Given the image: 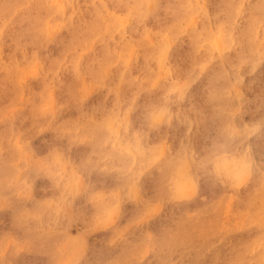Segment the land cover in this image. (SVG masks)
Wrapping results in <instances>:
<instances>
[{
  "label": "rangeland",
  "instance_id": "1",
  "mask_svg": "<svg viewBox=\"0 0 264 264\" xmlns=\"http://www.w3.org/2000/svg\"><path fill=\"white\" fill-rule=\"evenodd\" d=\"M121 1L130 0L0 1L12 16L0 33V264H264V0H235L232 11L222 0H188L175 26L176 0ZM32 5L42 22H32L34 37L20 33L8 58ZM96 13L102 29L71 42L65 21L86 33ZM163 25L173 30L160 33ZM197 31L202 52L177 71ZM159 47L167 54L147 61ZM180 82L173 119L145 123L133 112L121 124L129 144H106L103 128L119 101L142 85L145 100L157 101ZM216 86L221 108L207 102ZM81 120L98 131L94 143ZM177 150L190 185L181 178L174 186L164 167ZM223 160L245 164V177L215 173Z\"/></svg>",
  "mask_w": 264,
  "mask_h": 264
},
{
  "label": "bare ground",
  "instance_id": "2",
  "mask_svg": "<svg viewBox=\"0 0 264 264\" xmlns=\"http://www.w3.org/2000/svg\"><path fill=\"white\" fill-rule=\"evenodd\" d=\"M1 1V0H0ZM5 1H11V0H3V2H5ZM47 1V0H46ZM149 0H130V1H125V2H120L122 5H124V7H126L128 4H130L131 2H134L135 3V5H137L138 3L139 4H142V3H144V2H148ZM218 1H220V0H218ZM12 2L14 3V4H18V7L20 6L19 4H23V5H26L27 4V0H12ZM176 2L178 3L179 2V4H180V6H179V8L177 9V10H175L174 9V7L176 6L175 5V2L171 5V9L170 10H172V15H173V17H174V19H175V22L173 23V26H175L174 24L175 23H178V20H179V18H180V14L182 15V14H184V12H186V10L185 9H187V7L189 8V6H188V0L186 1V2H183L182 0H176ZM235 2V0H222V3H221V5H223V6H225V8L227 9V10H231L232 11V8H233V3ZM45 3V2H44ZM218 3V2H217ZM264 3V2H263ZM41 5H42V3H40ZM187 4V5H186ZM259 4H261L260 2L258 3V5ZM22 5V6H23ZM44 5H46V4H44ZM189 5H191V3H189ZM21 6V7H22ZM238 6V5H237ZM18 7H15V8H18ZM4 8V10H5V5L3 4V3H0V33L2 34V32H3V29H6L7 28V24H5L4 25V23L6 22L5 21V19L7 18V19H9V18H11V17H9L8 16V14L9 13H7L6 11H4V10H2ZM55 8H56V6H55ZM236 9V8H235ZM238 9V8H237ZM19 10V9H18ZM137 10H138V12H142V10H143V8H137ZM174 10V11H173ZM14 11V10H13ZM12 11V12H13ZM17 11V10H16ZM54 11H56V9L54 10ZM53 11V12H54ZM56 12H58V10L56 11ZM59 13V12H58ZM101 13V12H100ZM100 13H96V16H94V15H92L88 20H86L87 22H88V25H87V29H86V33H81L80 32V29H79V26L78 25H76V26H74L73 28H71V27H68L70 24H71V19H65L66 21H65V25H67L66 27H67V29L68 30H70L71 29V31H70V36H69V40L71 41V42H73V41H77V40H80L81 38H83V40L85 41V40H87V39H89V38H92L96 33H98L99 32V30H101L102 28H100L97 32H96V30H97V28H98V25H100L101 23H102V20L103 19H101L100 17H98V16H100ZM253 12H251L250 11V14H252ZM44 14V12H43V10L41 9V8H37V7H35V6H31V9L27 12V18H26V21H27V25L25 26V29L24 30H22V27H21V30H19L18 31V33L16 34V36H15V39H14V41H13V43L11 44V47L8 49L9 51H10V53L8 54V58H13L14 57V55H15V52L16 51H12L11 52V50H12V47L13 46H15V48L17 47V45L20 43V38H21V36H20V33H21V35H23V37H29V38H32V37H34V35H35V31L32 29V27H35V28H37L36 27V23L34 22V23H32L33 21H36L37 23H41L42 22V18H43V15ZM60 14H61V12H60ZM216 14V13H215ZM238 15H239V13H237ZM14 15V14H13ZM79 15H80V17L81 18H85V15L83 14V13H79ZM230 15V14H229ZM62 16V15H61ZM32 17V18H31ZM63 17V16H62ZM67 17V16H66ZM70 17V16H69ZM71 18V17H70ZM62 19V18H61ZM262 20V19H261ZM22 21H24V20H19V22L20 23H23ZM59 22H60V20H58ZM63 21V20H62ZM44 22V21H43ZM248 22V21H247ZM264 22V21H263ZM55 23H57L56 21H55ZM85 23V22H84ZM259 23V22H258ZM60 24V23H59ZM48 25V24H47ZM58 25V24H57ZM256 25V24H255ZM219 26V25H218ZM254 26V25H253ZM48 27V26H47ZM47 27H44V28H47ZM53 27V26H52ZM54 27H55V25H54ZM57 27V26H56ZM41 28V27H40ZM43 28V27H42ZM107 28V27H106ZM54 29V28H53ZM163 29H166V30H173V28H170V26H166V25H163V26H161L160 27V33L162 32V30ZM42 30V33H43V30H44V34L46 33L45 32V29H41ZM41 30H39L40 32L39 33H41ZM50 30H51V27H50ZM105 30H107V29H105ZM254 30H255V28H254ZM254 32V31H253ZM253 32H252V34H253ZM41 33V34H42ZM50 33V32H49ZM53 32H51L50 34H52ZM106 33H108V32H104V34H106ZM100 34V33H99ZM126 34V33H125ZM47 35V34H46ZM49 35V34H48ZM199 35H200V33L197 31V32H194V33H192V35L189 37V43L186 45V46H182V49L180 50V52H181V54L179 53L178 54V57L180 56V58H179V62L181 63V66H179L178 68H177V71H180V72H185V70H184V68L182 67V65H184L185 66V69H187V68H189L193 63H195V61H196V59L198 58V56H199V54L202 52V44H201V42H200V38H199ZM217 36H218V34H217ZM27 37V38H28ZM42 37V36H41ZM53 37V36H52ZM100 37H101V34H100ZM253 37V36H252ZM96 38V37H95ZM50 40H51V38H49ZM122 39V38H121ZM216 39H217V37H216ZM248 39H249V35H248V33L247 32H244V33H242L241 34V40L243 41V42H247L248 41ZM251 39V38H250ZM94 40V38L92 39V41ZM113 40V39H112ZM230 40H231V37H230ZM230 40H229V42H230ZM204 41V40H203ZM207 41V40H206ZM252 41V40H251ZM253 41H254V39H253ZM107 42H109V40H107ZM208 42V41H207ZM218 42V41H217ZM216 42V43H217ZM249 42V41H248ZM125 44L127 43V42H124ZM205 43V42H204ZM93 43H91L90 45H92ZM212 44V43H211ZM251 44H253V43H251ZM208 45H210V44H208ZM93 46V45H92ZM214 46V45H213ZM253 46H255V43H254V45ZM1 47V46H0ZM87 47V46H86ZM91 47V46H90ZM114 46H111V48H113ZM88 48V47H87ZM110 47L108 48V49H106V52H105V55H106V57H108L107 59H109L110 58V49H111ZM211 48V47H210ZM249 48H250V45H249ZM254 48V47H253ZM253 48L251 47V49H252V51H253ZM85 49V47L83 48V50ZM90 49H92V47L90 48ZM74 50H75V47H74ZM213 50H214V48H213ZM249 50V49H248ZM67 51V50H66ZM82 51V50H81ZM205 51H206V49H205ZM211 51H212V49H211ZM80 52V51H79ZM210 52V51H209ZM81 53V52H80ZM157 53H159L160 54V56H161V58H163V56H165L166 54H167V50L166 51H163V48L162 49H160V47L158 48V50H150V53H148V55L146 56V58H147V61H153V60H155L156 61V56H157ZM253 53V52H252ZM34 54V53H33ZM35 54H36V52H35ZM254 54V53H253ZM32 55V54H31ZM34 56V55H33ZM81 56V55H80ZM79 56V57H80ZM209 56V55H208ZM33 58V57H32ZM116 58V57H115ZM244 58V57H243ZM106 58H104L103 59V63H105V61L107 60ZM117 59H118V57H117ZM240 59H242V57H240ZM4 60V59H3ZM2 60V61H3ZM80 60V59H79ZM120 60V59H119ZM11 61V60H10ZM100 61H101V59H100ZM205 61H207V59L205 60ZM1 62V61H0ZM128 62V61H127ZM162 61H160L159 62V58H158V64H160ZM183 62V63H182ZM201 62V61H200ZM5 63V62H4ZM102 63V62H101ZM101 63H100V67H101ZM208 63V62H207ZM105 65H107V64H105ZM122 65V64H121ZM113 66V65H112ZM125 66V65H124ZM205 66V65H204ZM203 66V67H204ZM74 67H76V66H74ZM111 67V66H110ZM147 67V65H145V64H143V68L145 69ZM2 68H3V66H2ZM127 68V67H126ZM200 68V67H199ZM103 69H106V67L105 68H103ZM123 69V73H124V68H122ZM160 69V68H159ZM110 70V69H109ZM205 70V69H204ZM105 71V70H104ZM148 71H149V68H146L145 70H144V72H145V75L146 76H148L149 74H148ZM199 71H201V69L199 70ZM15 72V71H14ZM121 72V71H120ZM121 72V73H122ZM198 72V71H197ZM105 73V72H104ZM122 73V74H123ZM200 73V72H199ZM198 73V74H199ZM206 73V72H205ZM196 74V73H195ZM105 75V74H104ZM197 75V74H196ZM184 76V75H183ZM149 77V76H148ZM180 78V77H179ZM119 79H121V78H119ZM16 80V79H15ZM102 79H100V81H101ZM16 82H17V80H16ZM119 82H121V81H119ZM132 82H133V80H132ZM150 83V82H149ZM122 84V83H121ZM19 85V84H18ZM43 85H46V83L45 84H43ZM184 85L185 84H183L182 82H180L179 83V87H175L176 86V83H172V84H170L169 86H168V88L166 89V90H164L163 92H159L160 93V95H161V97H164L163 99L162 98H160V99H158L157 101H150V100H145L146 99V92H145V87L146 86H144V85H142V86H140V87H144V91L142 90V89H140V91H139V96H141V97H139V96H137V97H135V96H133V97H127V99H125V97H124V99H123V101H119L118 103H119V105L118 104H116V106L115 107H117V105H118V107L117 108H115V109H112L111 111L113 112V113H111L112 115L111 116H109L110 117V119H109V122H108V126L107 127H104L103 128V131H104V137H103V139H105L106 140V144H107V142L109 141L110 142V145H112V146H125V145H127V143L129 144V142H130V140H131V136H130V131H128L129 129L127 128V131L126 132H121V124L122 123H124L125 121H127V127L129 126V124H130V122H131V120H132V116L134 115L133 114V112H138V116H137V119H139L140 118V120H144V122L145 123H148L149 121H154V120H161L162 118H164L165 116H167V119H173L174 118V116H172V111L174 110V107H175V105H174V103L177 101V100H179L178 98H176V97H180V95H183V88H184ZM21 86V85H20ZM16 87V86H15ZM47 88H48V86H47ZM226 90V89H225ZM223 91V87L222 86H216L215 88H214V90H213V92H211L210 94H208V96H207V102H208V105L210 106V107H215V106H217V107H219V108H221L223 105H224V102H223V97L220 95L221 94V92ZM16 94H17V92H16ZM19 94V93H18ZM41 94V93H40ZM15 95V94H14ZM118 98V97H117ZM16 99V98H15ZM137 100L138 99V101L136 102V104L135 105H133V107H132V100ZM12 100H13V98H12ZM49 102V101H48ZM134 102V101H133ZM219 102H221L220 104H219ZM140 103H142V104H140ZM48 104V103H47ZM48 105H46L45 107H47ZM51 109V108H50ZM176 113H178V112H175V114ZM107 116V115H106ZM177 116V115H176ZM145 117L148 119V120H145ZM178 118V117H177ZM179 118H180V116H179ZM70 119V118H69ZM74 120V119H73ZM90 120H92V119H90ZM182 120H183V118H182ZM95 121V120H94ZM103 121V120H102ZM179 122H180V120H179ZM184 122V121H183ZM75 123V122H74ZM81 123H83L84 124V127H83V125H79V127L81 128V127H83L84 129H85V131L88 133V129H90L91 128V133H89V135L91 136V139H92V143H94L95 141H96V136H97V132H95L94 130H92V125L90 124V123H87L86 121H84V120H81ZM95 123V122H94ZM105 123V122H104ZM96 124V123H95ZM100 124V123H99ZM165 124H167V123H165ZM107 125V124H106ZM102 127V126H101ZM77 129V128H76ZM78 131V130H77ZM65 132V131H64ZM68 132V131H67ZM137 135V134H136ZM135 135V136H136ZM137 138V137H136ZM10 139V138H9ZM102 139V140H103ZM133 139H135V138H133ZM104 140V141H105ZM16 141V140H15ZM104 141H102L101 142V144L104 142ZM138 141V140H137ZM112 143V144H111ZM28 144V143H27ZM137 144L138 143H136V141L135 142H133L132 143V141H131V144H130V147H131V145H133V147H135L136 148V146H137ZM104 145V144H103ZM101 146V145H100ZM180 146V145H179ZM122 147V148H123ZM150 147H152V146H149L148 148H150ZM125 148V147H124ZM155 148H157L156 146H155ZM155 148L154 149H152L151 151H154L155 150ZM181 148H183V147H181ZM130 149V148H129ZM133 151V150H132ZM136 151H138V150H136ZM141 151V150H140ZM149 151V150H148ZM19 152H23V151H19ZM121 152H122V150H121ZM127 153V152H126ZM134 153V152H133ZM139 153V152H138ZM178 153H180V156H178ZM140 154H141V152H140ZM139 154V155H140ZM144 154V153H143ZM154 154H156L155 152H154ZM183 154H185V153H183ZM136 155V154H135ZM221 156V155H220ZM13 157V156H12ZM16 157V156H15ZM170 157H171V155H170ZM172 157H174V159L173 160H171V158H170V162L171 163H169V166H167V164H166V166H164L166 169H172V175H171V177H170V179L171 180H173V184H174V186L175 185H177L178 184V181L181 179V178H183V180H185V186H186V184L187 185H190L191 184V180H190V178L187 176V162H186V160L184 159L182 162H180L179 161V159H182V153L179 151V150H177V156L176 157H178V158H176L175 157V155H173ZM183 157H184V155H183ZM186 157V156H185ZM226 158V157H225ZM15 159V158H14ZM187 159V158H186ZM219 159H221V158H219ZM217 160V159H216ZM168 161V162H169ZM218 161V160H217ZM15 162H17V161H15ZM66 162V161H65ZM133 162V161H132ZM184 162V163H183ZM213 162V161H212ZM219 162V161H218ZM13 163H14V161H13ZM134 163H135V161H134ZM205 163V162H204ZM207 163V162H206ZM63 164V163H62ZM214 164V163H213ZM242 163L240 162L239 164H236V163H234V162H231L230 160H223V162L222 163H218V164H216V165H213V167H214V172L215 173H217V174H224V175H226V174H229L232 178H237V179H242V178H244L245 177V175L247 174V170L245 169V164L244 165H242V166H240ZM15 166V165H14ZM17 167H18V163H17ZM63 168V167H62ZM106 168V167H105ZM72 169V168H71ZM213 169V168H212ZM17 170V168L15 169V171ZM62 170V169H61ZM165 170V169H164ZM58 171V170H57ZM56 171V172H57ZM71 171V170H70ZM19 172V171H18ZM168 172V171H167ZM213 172V173H214ZM13 173H15V172H13ZM13 173H11L12 175H14ZM61 173V172H60ZM123 173V172H122ZM164 173V172H163ZM166 173V172H165ZM169 173V172H168ZM167 173V174H168ZM7 174V173H6ZM16 174V173H15ZM54 174V173H53ZM59 175V174H58ZM163 175H165L166 176V174H163ZM189 175V174H188ZM10 176V175H9ZM54 176H56V175H54ZM168 176H169V174H168ZM223 176V175H222ZM10 177H12V176H10ZM14 177V176H13ZM73 177V176H72ZM75 177V176H74ZM219 177H220V175H219ZM5 178L6 179H8L6 176H5ZM164 178V177H163ZM167 178V177H166ZM169 178V177H168ZM224 178H226L225 176H224ZM10 179V178H9ZM220 179H222V178H220ZM227 179V178H226ZM225 179V180H226ZM73 180V179H72ZM74 180H76L75 178H74ZM224 180V181H225ZM166 181V180H165ZM165 181H164V183H165ZM6 182V181H5ZM72 182V181H71ZM172 182V181H171ZM171 182H169V183H171ZM1 183V182H0ZM4 184H6V183H4ZM76 184V183H75ZM1 186V185H0ZM6 186V185H5ZM5 186L3 187V188H5ZM8 186V185H7ZM6 186V187H7ZM132 185H130V187H131ZM172 187H173V185H172ZM189 188H190V186H188ZM7 188H10V185H9V187H7ZM185 189V188H184ZM135 191V190H134ZM174 192V191H173ZM167 254V253H166ZM165 254V255H166ZM127 258V257H126ZM135 258H137V257H135ZM134 258V259H135ZM158 258H160L159 256H158ZM128 260V259H127ZM127 262V261H126Z\"/></svg>",
  "mask_w": 264,
  "mask_h": 264
}]
</instances>
